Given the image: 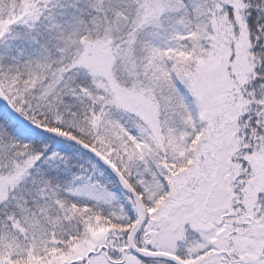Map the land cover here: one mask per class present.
<instances>
[{
  "label": "snow or ice",
  "instance_id": "6c2138e0",
  "mask_svg": "<svg viewBox=\"0 0 264 264\" xmlns=\"http://www.w3.org/2000/svg\"><path fill=\"white\" fill-rule=\"evenodd\" d=\"M0 264H264V0H0Z\"/></svg>",
  "mask_w": 264,
  "mask_h": 264
}]
</instances>
